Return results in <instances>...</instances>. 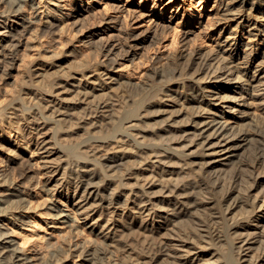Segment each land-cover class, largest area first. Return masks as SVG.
Instances as JSON below:
<instances>
[{
  "label": "bare ground",
  "instance_id": "obj_1",
  "mask_svg": "<svg viewBox=\"0 0 264 264\" xmlns=\"http://www.w3.org/2000/svg\"><path fill=\"white\" fill-rule=\"evenodd\" d=\"M210 2L154 0L128 57L87 28L115 21L129 45L104 2L0 0L17 45L0 57V264H264V52L238 34L264 43V0H215L236 23L217 45L192 30Z\"/></svg>",
  "mask_w": 264,
  "mask_h": 264
},
{
  "label": "rangeland",
  "instance_id": "obj_2",
  "mask_svg": "<svg viewBox=\"0 0 264 264\" xmlns=\"http://www.w3.org/2000/svg\"><path fill=\"white\" fill-rule=\"evenodd\" d=\"M98 6L101 5L103 2L105 4H108L111 11L114 12V15H116L118 18L122 15H126L128 18V35L130 36L132 32H135V35H131L129 37V45L125 44L123 41L118 40L119 30L116 28L117 23L115 21H112L110 19L104 20V21H95L94 23H90L87 28L89 29H95L97 30L96 33L103 36H106L109 40L110 45H114L115 52L118 55L133 57L136 56H142L143 52L145 50V47L147 45H150V41H143L144 38L153 37L155 36L154 32L157 27L156 20L159 18L157 13H154V4L158 3V1L154 0H143V3H141L142 0H97ZM215 0H212L208 4V11L204 18V23L207 22V20L210 18L211 25L208 24L206 26H201L200 28L192 29V30H198L197 33L204 36L206 33L212 34L215 36V44H219L220 40L224 39L222 38L223 35H229L227 34V29L231 28L232 30L236 28V23L233 22H225L223 20V5L218 6L216 3H214ZM114 6V7H112ZM112 7V8H111ZM170 12L165 13L163 21H171L170 19ZM245 17L247 18L246 14ZM191 26V25H190ZM12 29V28H11ZM9 29H3L1 35H0V57H5V59H11L15 55V49L17 48V45L15 44V39L12 37H8V32L11 30ZM191 30V31H192ZM240 28H238V34L241 38L244 39L245 42L250 41H256V50L260 52H264V43L256 37L249 36L247 34H243L240 32ZM161 33V32H160ZM125 35L122 33V37ZM195 36V35H194ZM121 37V38H122ZM193 37V36H192ZM191 37V38H192ZM257 39V40H256ZM189 38H186L184 41H181V43L178 46H175L172 48V52H180L185 50L188 45L186 44ZM124 45L126 51L119 52V49L121 46ZM131 45V46H130ZM197 44L195 45V47ZM205 46H202L201 49H204ZM131 63V62H130ZM171 76V74H169ZM43 184V183H42ZM157 225H160L158 223ZM164 225V224H163ZM162 225V226H163Z\"/></svg>",
  "mask_w": 264,
  "mask_h": 264
}]
</instances>
